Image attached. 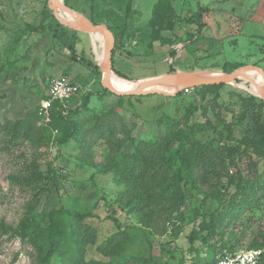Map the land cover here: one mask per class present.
Segmentation results:
<instances>
[{
  "label": "rangeland",
  "instance_id": "rangeland-1",
  "mask_svg": "<svg viewBox=\"0 0 264 264\" xmlns=\"http://www.w3.org/2000/svg\"><path fill=\"white\" fill-rule=\"evenodd\" d=\"M63 1L87 18L96 19L97 24L117 28L114 74L138 84L175 70L228 73L235 64L264 70V0H169L174 9L173 23L160 32V37H155L148 26L156 0ZM64 22L55 17L48 0H0V122L15 121L39 110L54 77L67 76L77 87L64 103L65 118L77 123L76 135L57 145L52 143L58 135L53 130L50 141L46 139L41 147L27 143L13 147V154L0 150V222L18 229L33 208L37 213H48L64 206L79 212L90 203V213L81 211L79 226L88 223L100 237L115 228L125 230L127 254L139 251L152 255L160 264H190L196 250L205 256L206 246L198 240L191 243L189 235L210 199L203 201L200 193L183 180L177 182L171 170L158 165V156L166 149H152L167 139L174 145L175 135L187 122L206 124L209 120L212 126H220L217 115L234 120L240 110L239 95L262 94L258 74L249 72L240 77V83L238 79L224 84L214 109L206 100L194 101L190 89L178 96L150 93L120 99L102 92L99 65L103 62V36L94 33L98 37H93ZM199 22L203 25L200 29ZM40 25L43 30H32ZM111 81L121 90L138 86L112 77ZM193 101L195 111H191ZM233 132L240 137L242 126L236 125ZM195 136L213 144L226 141L210 127ZM139 148L151 156L153 168L137 183L119 177L112 169L114 163L134 155ZM21 152H26L25 159H15ZM32 154L44 174L51 172L47 171L50 167L55 176L38 196L30 189L20 190L9 178ZM151 179V184H156L155 195L183 193L180 208L168 213L159 204H142L140 194ZM133 204L140 209L132 208ZM220 229L225 232V242L234 236L237 250L247 249L258 233H264V201L246 216L221 224ZM221 243H215L216 256L224 251ZM34 255L35 246L28 237L21 238L12 231L0 233V264H32ZM49 264H61V260L53 255Z\"/></svg>",
  "mask_w": 264,
  "mask_h": 264
},
{
  "label": "trees",
  "instance_id": "trees-1",
  "mask_svg": "<svg viewBox=\"0 0 264 264\" xmlns=\"http://www.w3.org/2000/svg\"><path fill=\"white\" fill-rule=\"evenodd\" d=\"M173 12L174 9L169 0H156L152 5L148 26L155 37H160L162 30L171 28ZM200 15L198 12V20ZM90 20L98 23L94 18ZM106 25L113 32L114 37H118L117 28L109 23ZM198 25L199 29L203 26L201 22ZM43 28L40 25L32 30H43ZM114 53L113 50L112 65ZM237 67L238 65L235 64L230 71ZM117 74L119 76L112 74L111 77L120 83L127 81L138 84ZM241 79L238 83L243 81ZM223 86L224 84L202 85L190 88V91L194 101L206 100L207 105L214 109L217 105L218 91ZM106 91L108 90L102 88L103 93ZM181 94L183 90L174 96ZM119 97L121 99L124 96ZM69 98L63 101L58 99L52 101L49 111L50 119L47 122L43 120L38 110L15 121H1L0 150L13 154V147L27 143H31L34 148L41 147L46 139L50 141V133L53 130L57 131L58 135L52 143L65 144L69 138L77 134L76 121L67 120L64 116L67 111L64 103ZM194 101L191 111L197 109ZM239 101L240 110L234 120L228 121L217 115L220 126H212L209 120L206 124L187 122L175 135L177 138L174 145L167 139L164 140L165 144L158 142L152 149L154 152L166 149L164 154L162 152L158 156L157 161L160 163L158 165L171 170L177 182L183 180L186 185L200 193L203 201L210 199L208 207L202 214L200 213L201 218L189 235L191 243L198 240L206 246V254L201 256L200 251L196 250L197 254L190 264H216L220 257L237 250L235 244L237 238L229 236L228 243L225 242V232L223 229L218 230V227L229 220L246 216L260 207L264 201V101L254 95H239ZM39 120L43 121L41 123L44 126L38 125ZM206 125V128H214L222 137L224 136L226 141L223 144H213L198 140L195 134L206 129ZM236 125L242 126L243 133L240 137L234 135L233 129ZM25 154L26 152H21L14 158L25 159ZM31 156L30 160H23L24 165L19 167L18 172L10 174L9 178L19 184L20 190L30 189L34 191L35 196H38L41 190L47 188L46 183L55 180V176L50 167L47 171L51 172L44 174L37 163V157L33 154ZM149 159L152 158L145 148H139L134 155H126L115 162L112 169L119 173V177L137 183L138 180H144L147 171L153 168L154 165ZM152 181L154 179L143 187L144 191L139 197L142 204L154 206L159 204L168 213L174 211L175 207L180 208L184 198L183 193L180 195L176 193V196H167L164 192L155 195L154 185L156 184L152 185ZM91 206L92 204L88 203L81 211L84 214L90 213ZM140 207L137 204L132 206L137 210ZM81 211L75 212L72 207L63 206L48 213H37L33 208L29 210L28 218L20 221L18 229L0 222V233L12 231L21 238L28 237L35 246L32 264H49L53 255L60 258L61 264H160L152 255L144 256L139 251L127 254L128 235L125 230L115 228L109 235L100 237L88 223L79 226V218L83 215ZM179 214H183V211ZM70 220H72L71 223ZM35 240L38 242L35 243ZM217 242H222L221 248L224 249L218 256L215 251ZM256 248H264V233H258L247 247V249ZM96 255L102 258H96Z\"/></svg>",
  "mask_w": 264,
  "mask_h": 264
},
{
  "label": "water",
  "instance_id": "water-1",
  "mask_svg": "<svg viewBox=\"0 0 264 264\" xmlns=\"http://www.w3.org/2000/svg\"><path fill=\"white\" fill-rule=\"evenodd\" d=\"M50 8L52 9L55 17L59 21H63L59 12L63 11L72 17V22L65 21L70 26H73L83 32L93 34L100 33L104 38V53L103 62L100 64L102 73L101 85L103 88L117 96H138L150 93H159L164 95H175L177 92L185 88L199 87L202 85L213 84H232L240 79L241 76H246L248 71H256L262 78L264 83V70L256 65H244L228 73L205 72L197 70H175L162 75L141 80L138 86L129 91H122L115 88L111 82V75L114 74L112 65V52L115 43L113 32L106 24H97L92 22L85 15L73 10L67 6L63 0H48ZM64 22V23H65ZM173 88L172 90H167ZM257 95V94H254ZM264 101V89L261 95H257ZM264 111V109H263Z\"/></svg>",
  "mask_w": 264,
  "mask_h": 264
},
{
  "label": "built area",
  "instance_id": "built-area-1",
  "mask_svg": "<svg viewBox=\"0 0 264 264\" xmlns=\"http://www.w3.org/2000/svg\"><path fill=\"white\" fill-rule=\"evenodd\" d=\"M190 88L183 89L188 92ZM77 90L71 80L64 75L54 77L48 85L47 97L41 102L38 113L45 122L49 121V111L53 100L63 101ZM216 264H264V248L238 249L220 257Z\"/></svg>",
  "mask_w": 264,
  "mask_h": 264
},
{
  "label": "bare ground",
  "instance_id": "bare-ground-1",
  "mask_svg": "<svg viewBox=\"0 0 264 264\" xmlns=\"http://www.w3.org/2000/svg\"><path fill=\"white\" fill-rule=\"evenodd\" d=\"M58 12H59V16H60V18L62 19V20H65V21H68V22H72V20H70V19H68L67 17H65L64 15H63V13L60 11V10H58ZM249 72H255V73H257L256 71H248L247 73H249ZM246 73V74H247ZM258 74V73H257ZM245 76V75H244ZM258 76H259V78H260V81H261V85H262V89H264V83H263V80H262V78H261V76L258 74ZM241 77H243V76H241ZM110 79H111V77H110ZM112 82V81H111ZM112 84H113V86L115 87V88H117L116 87V85L112 82ZM124 88V87H123ZM136 88V87H135ZM135 88H133V89H135ZM118 90H121V89H119V88H117ZM133 89H130V90H133ZM173 88H169V89H167V90H172ZM122 91H129V90H122Z\"/></svg>",
  "mask_w": 264,
  "mask_h": 264
},
{
  "label": "crops",
  "instance_id": "crops-1",
  "mask_svg": "<svg viewBox=\"0 0 264 264\" xmlns=\"http://www.w3.org/2000/svg\"><path fill=\"white\" fill-rule=\"evenodd\" d=\"M92 35H93V37H98V36H94L95 35L94 33Z\"/></svg>",
  "mask_w": 264,
  "mask_h": 264
}]
</instances>
